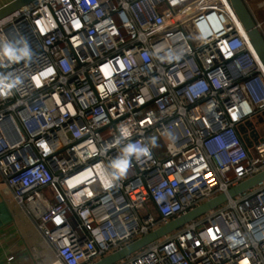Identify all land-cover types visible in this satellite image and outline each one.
I'll return each mask as SVG.
<instances>
[{
    "label": "built area",
    "instance_id": "1",
    "mask_svg": "<svg viewBox=\"0 0 264 264\" xmlns=\"http://www.w3.org/2000/svg\"><path fill=\"white\" fill-rule=\"evenodd\" d=\"M8 84L0 172L47 264H90L264 170V68L226 0H31L0 22ZM110 264H264V178Z\"/></svg>",
    "mask_w": 264,
    "mask_h": 264
},
{
    "label": "water",
    "instance_id": "2",
    "mask_svg": "<svg viewBox=\"0 0 264 264\" xmlns=\"http://www.w3.org/2000/svg\"><path fill=\"white\" fill-rule=\"evenodd\" d=\"M31 0H0V22L3 21L8 16L15 13L20 7L27 4ZM229 4L231 10L233 11L235 17L237 18L239 24L242 26L245 36L255 51L261 65L264 68V33L260 29L259 24L256 22L254 16L252 15L249 7L244 0H226ZM251 9L253 10L255 16L257 17L260 25L264 30V0H247ZM240 131H244V125H239ZM244 140L250 145L248 138L244 136ZM264 178V170L243 180L242 182L234 185L228 189V194L220 193L209 200L197 205L193 209L181 214L180 216L164 223L163 225L157 227L156 229L150 231L149 233L141 236L140 238L126 244L125 246L110 252L101 258L95 260L90 264H110L127 254L135 251L139 247L146 244L148 241L157 238L172 229L182 225L189 219L211 209L218 204L222 203L227 199L228 195L233 196L249 186L253 185L257 181Z\"/></svg>",
    "mask_w": 264,
    "mask_h": 264
},
{
    "label": "crops",
    "instance_id": "3",
    "mask_svg": "<svg viewBox=\"0 0 264 264\" xmlns=\"http://www.w3.org/2000/svg\"><path fill=\"white\" fill-rule=\"evenodd\" d=\"M48 248L35 220L12 197L0 172V264H47Z\"/></svg>",
    "mask_w": 264,
    "mask_h": 264
},
{
    "label": "clouds",
    "instance_id": "4",
    "mask_svg": "<svg viewBox=\"0 0 264 264\" xmlns=\"http://www.w3.org/2000/svg\"><path fill=\"white\" fill-rule=\"evenodd\" d=\"M4 53H5L7 56L11 57L12 59H20V58H21L20 56H18V55L16 54V51H15L11 46H9V45H5V47H4ZM24 55H25V56L28 55L27 50L24 51ZM11 86H12V85L8 84V85L5 86V89L0 90V91H3V94H4V95H7V94H8V93H7V88H10ZM124 135H125V136L129 135V133H128L127 130L124 131ZM137 151L143 152V151H145V150H144V149H137V148L134 147V146H128V147L125 149V152L128 153V154H131V153H134V152H137ZM128 166H129V160H128L127 157L118 160V161L115 162L114 165H113V167H114L115 169L118 170V172H119V174H120L121 176L125 173V171L127 170ZM70 183H71V182H70ZM106 186H108V185H107V182H106Z\"/></svg>",
    "mask_w": 264,
    "mask_h": 264
},
{
    "label": "rangeland",
    "instance_id": "5",
    "mask_svg": "<svg viewBox=\"0 0 264 264\" xmlns=\"http://www.w3.org/2000/svg\"><path fill=\"white\" fill-rule=\"evenodd\" d=\"M244 1L246 2L247 6L249 7V9H250L252 15L254 16L256 22L259 24L260 29H261L262 32L264 33V30H263L262 26L260 25V23H259L257 17L255 16L253 10L251 9L249 3L247 2V0H244ZM258 131L261 133V135L264 134V123H262L261 125H259V127H258ZM155 144L157 145V147H161V143H160L159 141H158L157 143H155ZM46 251H47V254H46V256H47V257H46V263H48L50 260H52L53 255H52V253L50 252L49 248H48Z\"/></svg>",
    "mask_w": 264,
    "mask_h": 264
},
{
    "label": "bare ground",
    "instance_id": "6",
    "mask_svg": "<svg viewBox=\"0 0 264 264\" xmlns=\"http://www.w3.org/2000/svg\"><path fill=\"white\" fill-rule=\"evenodd\" d=\"M242 27V26H241Z\"/></svg>",
    "mask_w": 264,
    "mask_h": 264
}]
</instances>
